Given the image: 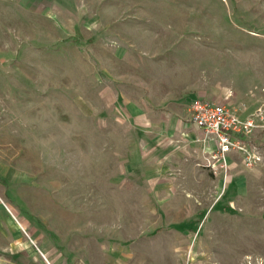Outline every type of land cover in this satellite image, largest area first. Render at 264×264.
Returning <instances> with one entry per match:
<instances>
[{"label": "rangeland", "instance_id": "374dc122", "mask_svg": "<svg viewBox=\"0 0 264 264\" xmlns=\"http://www.w3.org/2000/svg\"><path fill=\"white\" fill-rule=\"evenodd\" d=\"M197 98L264 106V0H0V264H264V140L153 145Z\"/></svg>", "mask_w": 264, "mask_h": 264}, {"label": "built area", "instance_id": "2783aa9c", "mask_svg": "<svg viewBox=\"0 0 264 264\" xmlns=\"http://www.w3.org/2000/svg\"><path fill=\"white\" fill-rule=\"evenodd\" d=\"M189 111L193 124L215 142L216 150L207 159L215 175L228 176L234 154L243 156L248 166L259 161V149L251 143L258 137L264 140V106L245 114L226 104L197 98Z\"/></svg>", "mask_w": 264, "mask_h": 264}, {"label": "crops", "instance_id": "0c3cea01", "mask_svg": "<svg viewBox=\"0 0 264 264\" xmlns=\"http://www.w3.org/2000/svg\"><path fill=\"white\" fill-rule=\"evenodd\" d=\"M245 114H249V113H245ZM189 117H187L188 119H186V121L184 122V119L182 120V118H179L175 120V117L172 116L170 119V124H167L166 128H161V130L164 131L166 137L162 139L159 138L156 141H152L153 145L161 146L163 141L165 142L167 141L165 143V146L167 147L171 145L174 146L176 141H182V143L189 146L195 144V146H198V150H199L197 153L199 155H203L205 159L206 155L211 154L216 150L215 142L213 139L206 138L203 132L193 124L191 120L190 111H189ZM189 130H192V133L188 132ZM177 133L179 134V138H174L172 135H177ZM195 137H198V139L204 138V140L198 141L197 143V140H194ZM139 143L140 141L131 143L132 149L130 155L132 156V158H130L129 160L141 162L142 161L141 155L144 153V150L142 149L144 147H145V153H149L151 155L153 154L154 148H151L152 145H150L148 141H141V143L140 144ZM207 148H209L210 153L206 152ZM171 253H173L172 255H175L176 253H181V251L172 250ZM87 254L89 257H92L96 254L98 255V257H102L103 261L101 262V264H140L136 262L138 253L132 249L126 250L120 247L118 249H104L103 251H97V253L96 252L91 253L88 251ZM71 255H78L80 257L86 256L84 251H81V253L79 251L73 252L71 253ZM60 256L62 257L63 255L61 254Z\"/></svg>", "mask_w": 264, "mask_h": 264}]
</instances>
